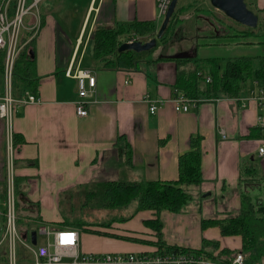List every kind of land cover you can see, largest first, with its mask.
<instances>
[{
	"label": "crops",
	"instance_id": "obj_1",
	"mask_svg": "<svg viewBox=\"0 0 264 264\" xmlns=\"http://www.w3.org/2000/svg\"><path fill=\"white\" fill-rule=\"evenodd\" d=\"M251 2L259 22L250 34L243 32L247 26L224 18L222 11L215 15L217 8L213 6L209 11L214 12V18L206 15L207 20L201 18L200 24L193 27L192 48L169 50L177 44L173 38L182 24L166 42H157L152 51L142 55L135 68L104 67L93 55L90 35L97 25L134 20H154L159 29L157 0H89L79 30L70 37L61 34L53 7L51 14L41 9L42 25L34 37L36 94L41 100L19 108L12 125L13 132L25 140L13 149L15 176L25 197L39 205L40 219L54 227L78 229L80 240L82 230L88 231L83 232L86 248L97 245V250L111 252L159 248L156 232L145 223L157 217L155 211H136L137 203L134 214L113 217L110 225L90 227L108 234L94 233L71 224L62 209V197H87L85 187L97 181L177 180L180 155L190 150L192 136L201 135L203 180L200 185L186 186L192 199L181 211L159 213L164 245L199 249L203 239H208L219 241L215 253L222 248L242 249L240 235L223 236L218 227L202 229L201 223L203 219L238 214L243 193L264 192V156L257 150L263 135L259 117L264 109L258 106L253 93L264 88V77H257V69L264 67V0ZM211 37H222V41L215 45ZM245 37L249 39L243 40ZM129 38L125 36L124 42ZM214 46H223L229 54L211 52ZM185 54L190 57L174 56ZM239 56L254 58L253 75L240 96L201 94L194 97L199 101L188 111L175 110L173 97L181 91L177 85L179 72L198 67L205 78L217 62ZM70 66L91 68L96 77V86L87 97L85 116L76 113L78 84L76 78L66 74ZM149 99L164 103L151 113ZM120 136L122 150L116 145ZM31 160L38 165L28 163ZM4 178L2 167L3 186ZM25 197H19L24 211L37 216L22 201ZM254 264H264V257Z\"/></svg>",
	"mask_w": 264,
	"mask_h": 264
},
{
	"label": "trees",
	"instance_id": "obj_2",
	"mask_svg": "<svg viewBox=\"0 0 264 264\" xmlns=\"http://www.w3.org/2000/svg\"><path fill=\"white\" fill-rule=\"evenodd\" d=\"M247 5L252 9V0H246ZM184 12V8L175 10L169 25L164 32L160 42L164 43L174 34V22L178 11ZM258 28H261L258 26ZM158 29L157 22L154 20H134L130 22H117L114 25H97L90 35V41L93 48V55L104 67L107 68H135L142 55L147 51L136 52L134 50L119 51L120 45L124 42L125 36L140 39L146 36L153 37ZM254 28L247 27L243 32L250 34ZM152 51V50H150ZM188 60V59H184ZM214 60V59H213ZM2 60H0V69ZM200 71V73H199ZM254 58L250 56L228 57L223 63H216L211 68V81L208 82L198 67L178 73L177 85L181 90L179 93L188 97H197L206 95H225L229 97H238L245 89V82L253 75ZM257 77H264V67L257 69ZM186 81V82H185ZM38 76L36 71L35 58V38L28 41L18 54L13 69V94L20 96L25 90L36 93ZM205 86V87H204ZM204 87V88H203ZM13 146L23 143L25 140L20 138L16 132H13ZM123 137L120 136L116 145ZM202 136L195 135L190 139V150L180 155L179 158V177L177 180H104L93 182L85 187L87 199L96 202L104 209H115L127 207L134 199L138 200L136 211L153 210L157 217L147 219L145 223L151 227L157 234L156 244L162 249L166 247L171 251H181L195 255H204L212 259H222L230 261L238 251H231L220 248L218 240L203 239V245L199 249L189 247H179L176 245L165 246L162 238L163 223L159 213L162 210L179 212L192 199V194L186 190V186L200 185L203 180L202 172ZM128 147L129 144H126ZM125 148V147H124ZM129 151L130 150H126ZM33 165H38L36 160L28 161ZM264 183V181H263ZM257 184H261L258 181ZM5 186L0 184V193L4 192ZM15 189L17 197L24 196L21 190L19 178L15 176ZM24 202L32 210L37 212L39 205L27 199ZM111 219L103 226L110 225ZM79 228H87L94 233H104L97 229L90 228L82 221L71 223ZM202 229L208 227H218L223 236L240 235L242 237V251L245 255V264H254L257 260L264 257V198L256 197L243 193L241 197V208L238 214L226 218H210L202 220ZM112 235H117L111 233ZM119 236V235H117ZM125 237V236H122ZM133 240H139L136 237H127Z\"/></svg>",
	"mask_w": 264,
	"mask_h": 264
},
{
	"label": "built area",
	"instance_id": "obj_3",
	"mask_svg": "<svg viewBox=\"0 0 264 264\" xmlns=\"http://www.w3.org/2000/svg\"><path fill=\"white\" fill-rule=\"evenodd\" d=\"M44 0H0V60H2V86L0 87V119L7 126L12 159L5 171V189L0 195V264H245V255L238 251L230 261L212 259L166 247L139 252H87L81 250L80 231L71 227H54L38 216H26L20 198L16 195L13 158V118L18 109L41 98L30 90L22 95L13 94V69L15 60L24 45L34 38L42 25L41 4ZM172 0H157L158 19L163 21ZM129 38L127 41H135ZM69 77L77 79L79 99L76 113H88L87 97L96 86L93 69L70 66ZM208 82L210 76H206ZM261 109H264V88L253 92ZM149 109L155 113L163 100L149 99ZM199 99L177 93L173 97L175 110L188 111ZM262 138L258 153L264 156V113L259 117ZM225 136V130L221 129ZM36 241H32V232ZM39 236L43 239L39 242ZM31 259V260H28Z\"/></svg>",
	"mask_w": 264,
	"mask_h": 264
},
{
	"label": "rangeland",
	"instance_id": "obj_4",
	"mask_svg": "<svg viewBox=\"0 0 264 264\" xmlns=\"http://www.w3.org/2000/svg\"><path fill=\"white\" fill-rule=\"evenodd\" d=\"M58 2L57 9L55 8L56 3ZM89 0H44L41 4V9L43 13L51 14V7H53V14L57 19L58 27L61 26V34H67L69 37L73 35L76 31L79 30L80 25L82 24L86 10L88 7ZM179 8H184V12L178 11L176 15V20L174 22V30H176L180 25L184 24L182 28H180L175 34L173 41H178L176 45L169 48V50H174L176 47L183 46L184 48H192V30L196 24H200L201 18L207 20L206 15H209L214 18L210 12V9H214L213 5L211 4V0H178L176 11ZM215 15L216 13H220V10L214 9ZM202 15H205L202 17ZM224 18H228V16H223ZM159 26L161 25L162 21L159 22ZM60 25V26H59ZM73 32V33H72ZM157 33V31H156ZM156 33L153 37L156 36ZM153 37H140V39L147 41ZM249 38H244L243 40H248ZM203 39H200L202 42ZM211 41L218 45L220 41H222V37H211ZM160 44V41H158ZM250 49V48H247ZM211 52H215L220 55L229 54V51L224 49L223 46H214ZM201 66V65H199ZM205 67V66H204ZM2 86V73L0 71V87ZM11 148L10 142L8 139V130L7 126L4 122L0 119V175L2 173V167L4 171H6V165L9 163L8 160L11 158ZM14 153V151H13ZM252 196H264L263 191H251ZM210 198V197H208ZM214 198V197H212ZM256 198V197H254ZM264 198V197H262ZM219 199V197H218ZM138 203L137 199H134L129 206L122 207V208H115V209H104L100 207L96 202L88 200L86 197H62V209L67 212L68 220L73 222L82 221L88 227H95L99 228L103 226L104 223L110 221L111 218H120L121 216L131 215L134 214L135 209L134 205ZM26 216H31L30 214L24 211ZM83 232H88L82 230ZM81 237V250L82 251H94V252H111L108 250H97V245L90 246L88 248L83 245V233ZM89 235V234H88ZM85 235L86 238H91V236ZM93 237V236H92ZM43 239L42 236H39V242ZM127 252V251H126ZM31 260V259H28Z\"/></svg>",
	"mask_w": 264,
	"mask_h": 264
},
{
	"label": "water",
	"instance_id": "obj_5",
	"mask_svg": "<svg viewBox=\"0 0 264 264\" xmlns=\"http://www.w3.org/2000/svg\"><path fill=\"white\" fill-rule=\"evenodd\" d=\"M178 0H172L166 16L164 17L159 29L157 30L156 36L147 40L143 41L141 39H136L135 41H125L123 42L120 47L119 51L124 50H134L136 52H143V51H150L151 49L155 48L157 42L162 38L164 32L166 31L170 19L176 10ZM211 4L217 8L218 10L222 11L226 16L230 17L231 19L239 22L247 27L254 28L258 25L259 16L255 11L251 10L246 0H211ZM175 57H190V55H174ZM210 193H204L203 196H206ZM22 201H26L25 198ZM32 241H36V232H32Z\"/></svg>",
	"mask_w": 264,
	"mask_h": 264
}]
</instances>
